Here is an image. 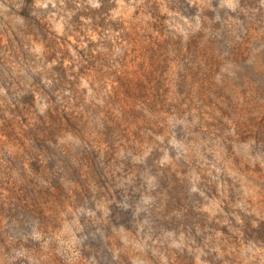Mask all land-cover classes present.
<instances>
[{
	"label": "rangeland",
	"instance_id": "374dc122",
	"mask_svg": "<svg viewBox=\"0 0 264 264\" xmlns=\"http://www.w3.org/2000/svg\"><path fill=\"white\" fill-rule=\"evenodd\" d=\"M0 264H264V0H0Z\"/></svg>",
	"mask_w": 264,
	"mask_h": 264
}]
</instances>
